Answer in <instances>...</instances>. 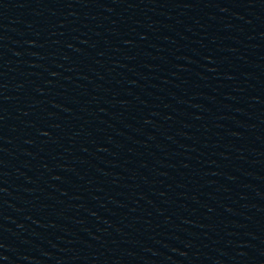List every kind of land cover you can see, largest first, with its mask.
I'll return each instance as SVG.
<instances>
[{
  "label": "water",
  "instance_id": "obj_1",
  "mask_svg": "<svg viewBox=\"0 0 264 264\" xmlns=\"http://www.w3.org/2000/svg\"><path fill=\"white\" fill-rule=\"evenodd\" d=\"M0 264H264V0L110 42L0 110Z\"/></svg>",
  "mask_w": 264,
  "mask_h": 264
}]
</instances>
